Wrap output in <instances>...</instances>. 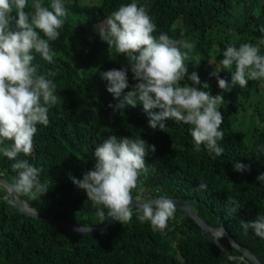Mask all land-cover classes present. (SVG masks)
Segmentation results:
<instances>
[{
	"label": "trees",
	"instance_id": "trees-1",
	"mask_svg": "<svg viewBox=\"0 0 264 264\" xmlns=\"http://www.w3.org/2000/svg\"><path fill=\"white\" fill-rule=\"evenodd\" d=\"M63 2L69 15L59 29V37L50 42L56 53L53 62L43 60L39 54H34L33 61L38 65V73L56 84L57 103L49 110V124L37 125L32 155L18 157L42 168L41 181L51 180L52 184L39 199L17 193L26 205L22 204L33 208L41 218L81 227L104 225L107 216L103 224H97V207L83 190L72 184L69 174L81 179L93 169L94 148L110 135L139 136L146 144L154 145L155 152L145 156V163L150 167L148 174L140 177L145 191L140 194L133 190V198L163 195L183 199L203 223L210 228L222 227L239 247L264 264V238L255 236L251 228L245 231L241 227V222L251 223L257 215H264V184L257 181L264 173V152L258 150L264 148V80H261L260 92L263 112L258 125L245 132L233 129L231 116L220 105L224 139L218 144L224 149L223 154L209 155L204 145L200 152H194L187 125L169 119L164 121L167 132L154 130L148 127L141 104L126 107L123 114L108 107L119 101L106 91L107 82L100 78V73L126 67L123 54L108 48L101 40L107 53L89 75H81L60 57L75 35L68 17L78 16L87 25L101 24L121 4L132 0H99L94 5L79 4L76 0ZM136 2L146 6L156 24L154 35L166 33L171 39H189L195 44L185 61L187 74L196 72L201 85L207 82L211 93L221 91L217 77L210 75L213 71H219L218 77L231 83L234 65L232 69H224L219 64L223 51L229 45L256 44L264 37L260 31L264 28V0ZM43 3L50 6L51 0ZM11 15L15 16V12ZM261 54H264V45ZM127 74L130 87L121 94V99L137 83L130 69ZM185 82L187 77L181 86ZM250 89L258 92L255 87L249 86L247 90ZM231 108L236 111L235 106ZM14 162L0 154V178L10 185L16 176L10 167ZM234 162L247 165L248 170L235 172ZM200 183L207 188L200 190ZM4 194L5 191H0V198ZM228 201H236V205ZM231 207L238 209L230 213ZM217 242L220 249L177 207L174 218L162 231L153 230L148 222L141 223L133 207L131 221L122 225L113 222L106 232L98 233L74 231L37 220L0 199V264H251L245 259L239 260L240 253L224 237Z\"/></svg>",
	"mask_w": 264,
	"mask_h": 264
},
{
	"label": "clouds",
	"instance_id": "clouds-1",
	"mask_svg": "<svg viewBox=\"0 0 264 264\" xmlns=\"http://www.w3.org/2000/svg\"><path fill=\"white\" fill-rule=\"evenodd\" d=\"M26 8L31 10L25 11ZM13 12L15 16L11 15ZM68 15L63 0H51L50 6H45L43 0H31V3L29 0H0V154L15 161L10 166L16 173L12 190L27 194L33 200L42 197L52 182H42L43 169L18 157L32 155L37 125L49 124V110L58 99L56 84L38 73V65L33 64L34 54L53 62L56 53L50 42L59 37V29ZM97 27L100 39L108 48L123 54L127 62L126 67L100 73V78L107 82L106 91L119 101L108 107L123 114L126 107L135 108L141 104L150 129L167 132L164 121L169 119L183 123L189 127L194 152H200L204 145L209 155L221 156L224 149L218 141L224 139L221 130L224 115L219 106L224 100L222 95L211 94L207 82L201 85L196 72L187 74L185 61L195 44L189 39H171L166 33L154 35L156 24L146 6L136 0L121 4ZM260 31L264 33V28ZM262 45L264 37L256 44L229 45L223 51L219 64L224 69H232L234 65V71L230 72L231 84L218 77L219 71L210 73L217 77L219 89L244 88L249 80H264ZM128 69L137 83L131 85L121 99V94L130 87ZM185 77L191 86L188 82L181 86ZM153 109L159 111L153 112ZM5 141L11 143L5 144ZM258 150L264 152V148ZM149 152L154 153L155 146L146 144L139 136L118 138L110 135L95 146L93 169L84 173L81 179L69 174L72 184L83 190L97 207V224H103L106 216L107 221L111 219L121 225L128 223L133 216V207H136L141 223L148 222L153 230L167 228L176 212L174 200L163 195L156 198L132 196L133 190L140 194L145 191L140 177L149 172L150 167L145 163ZM233 170L244 172L248 166L234 162ZM257 181L264 184V173ZM206 188V184L200 183V190ZM228 203L236 205V201ZM237 209L231 207L229 212ZM241 227L245 231L251 228L255 236L264 238V215H257L251 223L241 222ZM213 235L219 239L223 232L216 231Z\"/></svg>",
	"mask_w": 264,
	"mask_h": 264
},
{
	"label": "rangeland",
	"instance_id": "rangeland-1",
	"mask_svg": "<svg viewBox=\"0 0 264 264\" xmlns=\"http://www.w3.org/2000/svg\"><path fill=\"white\" fill-rule=\"evenodd\" d=\"M76 1L83 5H94L97 4L99 0ZM68 20H71L73 33H75V35L73 40L65 45L64 49L60 53V57L62 59H66L81 75H89L93 72L94 67L99 60L107 53H104L105 49L102 47L97 27L103 23L97 25H87L83 23L78 16H72L71 18L68 17ZM209 62L212 63L211 61ZM249 86H251V88H257L258 92L255 93L252 89L247 90ZM261 90V80H249L247 86L244 88L232 86L228 90L212 92L211 94L213 96L218 94L223 96L224 103L221 105L225 107L226 111L232 118V128L245 132L251 127L257 126L260 122V117L263 112V101L260 94ZM232 106L236 107L235 112L231 108ZM0 191H5L1 185ZM5 195L6 192L2 196ZM20 201L22 202V200ZM19 204L34 211V209L28 205L27 207L22 203ZM218 240L220 241V238ZM221 244L224 245L222 242Z\"/></svg>",
	"mask_w": 264,
	"mask_h": 264
},
{
	"label": "water",
	"instance_id": "water-1",
	"mask_svg": "<svg viewBox=\"0 0 264 264\" xmlns=\"http://www.w3.org/2000/svg\"><path fill=\"white\" fill-rule=\"evenodd\" d=\"M0 185L4 188L6 195L2 196L0 199H2L3 201H6L7 203L13 205L14 207L18 208L19 210H21L23 213H25L27 216L33 217L37 220L49 223V224H54V225H59L61 227L64 228H68L74 231H82V232H98V233H102V232H106L109 225H111L114 221H112L111 219H109L108 221L105 222L104 225L101 226H95V227H81V226H75V225H71V224H67V223H63V222H59L56 220H51L48 218H41L38 217L37 214L33 211V212H27L25 211L16 200H19L18 194L15 193L12 190L11 185L5 181L4 179L0 178ZM135 198V197H134ZM172 200H174V203L176 204V207L179 208L181 211H183L187 217H189L198 227L200 230H202L208 237L211 238L212 242L214 243V245L220 249V246L218 244V242L215 239V236L213 235L216 231H220L222 230L223 235L221 237H224L228 244L234 248L236 251H238L241 255V257L239 258V260L245 259L246 261L250 262L251 264H260L258 262V260L250 253L246 252L245 250H243L241 247H239L232 239L231 237L228 235V233L222 228V227H217V228H210L209 226H207L205 223H203L193 212V210L191 209V207L183 200L180 198H170ZM23 204H25L24 202H22ZM26 205V204H25ZM133 206H135V202H133ZM136 208V207H135Z\"/></svg>",
	"mask_w": 264,
	"mask_h": 264
},
{
	"label": "bare ground",
	"instance_id": "bare-ground-1",
	"mask_svg": "<svg viewBox=\"0 0 264 264\" xmlns=\"http://www.w3.org/2000/svg\"><path fill=\"white\" fill-rule=\"evenodd\" d=\"M17 202H18V204L19 203H22L21 201H19V200H16ZM20 205V204H19ZM21 206V205H20ZM25 211H27V212H33V210L32 209H30V208H26V207H24V206H21ZM215 239H217L216 237H215ZM217 241V240H216Z\"/></svg>",
	"mask_w": 264,
	"mask_h": 264
},
{
	"label": "built area",
	"instance_id": "built-area-1",
	"mask_svg": "<svg viewBox=\"0 0 264 264\" xmlns=\"http://www.w3.org/2000/svg\"><path fill=\"white\" fill-rule=\"evenodd\" d=\"M228 259H229V257H228Z\"/></svg>",
	"mask_w": 264,
	"mask_h": 264
}]
</instances>
